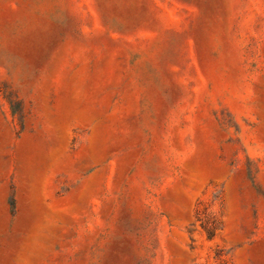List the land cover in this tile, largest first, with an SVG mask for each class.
Instances as JSON below:
<instances>
[{"label": "rangeland", "instance_id": "rangeland-1", "mask_svg": "<svg viewBox=\"0 0 264 264\" xmlns=\"http://www.w3.org/2000/svg\"><path fill=\"white\" fill-rule=\"evenodd\" d=\"M0 264H264V0H0Z\"/></svg>", "mask_w": 264, "mask_h": 264}]
</instances>
